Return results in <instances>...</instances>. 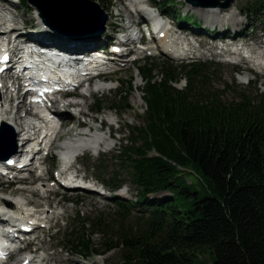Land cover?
<instances>
[{
  "label": "trees",
  "instance_id": "trees-1",
  "mask_svg": "<svg viewBox=\"0 0 264 264\" xmlns=\"http://www.w3.org/2000/svg\"><path fill=\"white\" fill-rule=\"evenodd\" d=\"M170 1L159 2L169 14ZM248 5L255 14L264 12V0ZM172 15L183 24L192 21L180 11ZM149 59L138 66L145 123L131 130L130 145L118 149L119 169L106 166L102 174L108 188H122L126 173L137 188L136 200L113 197L122 220L135 208L144 214L136 228L124 225L118 235L103 213L79 214L63 234L68 249L83 260L120 250L114 264H264V91L241 90L226 100V90L211 86L206 62L157 66ZM183 77L186 86H175ZM127 86L111 110L132 108L126 94L133 81ZM94 108L103 115L104 100ZM186 168L200 174L211 194L203 196L184 179ZM97 233L104 236L100 244Z\"/></svg>",
  "mask_w": 264,
  "mask_h": 264
},
{
  "label": "rangeland",
  "instance_id": "rangeland-1",
  "mask_svg": "<svg viewBox=\"0 0 264 264\" xmlns=\"http://www.w3.org/2000/svg\"><path fill=\"white\" fill-rule=\"evenodd\" d=\"M96 1L101 4V6L106 10L107 13L112 14H117V11L119 9H123L122 4L127 3L126 0H123V2L121 0ZM160 1L162 0H150V2L154 3V5L157 6H159ZM182 1L183 0L170 1V6L171 8H173V10L170 12V15H172V13L175 14V12L180 11L182 15L190 16L192 21L186 22L184 24V29L188 31V33H197L198 37L201 39L200 40L197 37L198 41L202 42V44L205 46L209 45L210 49L216 45L221 46V43L218 42V40L220 39L218 37L223 36L221 35L223 33H227L228 36L232 35L237 40L244 39L252 40L254 42L258 39L259 42H261V40H264V12L255 14L253 13V11H250V6L248 4L252 0H235L234 4L230 7H235L239 18L243 20L241 25L239 26V29H236L231 24L228 25L229 27H227L226 24L224 27L218 26L217 28L212 25H207L205 19H202V17L198 14V10L188 9L189 7L186 6V4H184ZM0 5L5 6L4 3ZM11 7L8 8L13 10V12L18 16L17 21L20 26H23V23L32 25L31 28H33V26H36L37 19L35 18V8L26 3H22L17 7ZM225 13L227 12H224V14ZM204 15L206 14L204 13ZM208 15H213L212 17H214V14L211 15L210 13ZM217 15L221 16L220 14ZM126 16L127 15L124 13V16L121 19L120 17H115L113 23L115 25H117V23L121 24L122 22L126 24L125 21H123ZM172 17L176 16L172 15ZM195 22L197 23L198 27L195 25ZM233 24L237 25V22ZM234 32L235 35L232 34ZM239 32H241V34ZM108 34V38L116 39L114 29L109 30ZM102 41L104 42V44H106L107 38H104ZM109 43L110 42H108V44ZM98 45L103 46V43H99ZM98 45H95V47ZM149 46L150 45L148 44L145 45V47ZM230 47L228 48L229 50H236L232 47V45ZM212 50L217 55H212L205 49L206 54L199 57L174 59L162 53L159 49H154L152 51H149L147 55L140 56L137 61L133 62L130 65L129 69H117L118 71L116 73H113L109 77V79L113 80V85L117 86L116 89L113 88L98 91L90 97L86 98V102H88L90 108L95 104L97 99L104 100L105 109L103 110V115H97L98 119L95 121L93 119L90 124L93 127L94 124L96 127H101L102 125H104L103 123L106 121L105 119H108V124L107 126H104L103 129V135L108 134L109 137V135L113 133V138L107 141V144L102 147V150L99 153H90V151L86 152L85 155L80 158V161L76 164V166L79 169L80 176H86V179L88 180L87 182L89 184H93L103 192H98V190L92 191L84 189L67 190L59 185L55 179H49L47 181L37 179L34 184H31L30 181L27 182V184L25 185L26 189L32 187V185L34 187H38L43 184L49 186V188L43 189L40 195L50 196V204H48L46 200L42 198H36L35 200H37L39 206H42L43 208L51 211V220L54 225V228L51 229L48 233L46 228L41 229L38 234L37 240H34L36 242L32 244L31 249L39 250L37 253L38 256L36 261H39V258L41 256L46 258V260L49 261V264H114L118 261L121 255L120 250H114L106 255L97 256L95 258H90L87 260H83L82 258L76 257L72 254V252L67 247V241L63 239V234L64 232H66L69 225L75 223V220L77 219L79 214L82 217H91L94 215L99 216L100 213H103L104 218L107 220L108 224L112 226V232L116 235L120 233L124 225L133 228H136L138 226L137 218L139 216H143L144 211L139 210V208H135L132 210L131 214H129L128 218L122 220L119 213V206L117 205L116 200L113 199V196L118 195L119 197L125 198L126 200H136L137 188L132 180L128 177L129 174L126 173V179L128 181H126V183L123 184V188L118 191H116L115 189H111L110 187L108 188L106 185H104V182L102 181V174L106 169V166H108L109 169L111 168L110 170H112L113 168H115L116 170L119 169V163L117 160H115L118 149L123 146L130 145L128 138L131 136V130L134 127H140L145 123L144 116L146 103L143 98L144 80L142 79L140 71L138 70V66L140 64H143L149 58L151 63H154L157 66H161L164 62L168 61H170V63L174 66L186 65L191 62H206L210 66L209 78L211 80V86L216 89L226 90L223 94L226 100L234 99L238 95V92H240L241 90L247 91L248 93H254L257 88H260L264 91V66H260V64L253 62L252 57L246 61H250L248 65L245 64V60H243L242 56H222L218 55V51L216 49L213 48ZM131 58L132 56L130 57V59ZM155 73L159 76L161 74L159 69H156ZM129 80L133 81L134 90L130 91V93H127L126 95L129 96L130 105L132 106V108L122 113L121 111L123 110L120 106L118 110H111L109 106L115 100L116 94L121 90V88L124 90H128L127 81ZM175 86L179 88L185 87L184 77L180 82L175 83ZM69 109H71L72 113H77L78 110L77 108L72 109L70 107ZM87 112H90L89 109ZM90 113L91 116H96L94 112ZM85 119H87V121L91 120L90 117H86ZM109 125L112 126L110 127ZM54 148L55 149H53V152L49 154L44 162L43 168H50V171L48 175H46V178L47 176H52L55 178V176H57L58 167L60 166L58 157L54 155L55 151L57 152V147L55 146ZM39 174H41V172L35 173V176L37 177ZM182 175L184 179L189 183H194L196 189L201 191V194L203 196L205 194H211V190L207 187L206 182H204L200 174L193 169L186 168L182 170ZM3 182L4 178L0 176V184H2ZM3 185L6 184L3 183ZM1 187L2 186H0V188ZM1 189L0 195H3L5 197V193H12V191L20 189V186L15 185L11 187L7 192H3L1 191ZM121 192L124 193L122 194ZM25 195L26 197H28V194ZM14 197L17 196H6V198L11 200H13ZM30 205L34 206L38 210L42 209V207H39L38 205ZM94 238L96 239V242L100 244V242L104 239V236L102 233H97ZM42 242L43 248L39 249V247L42 245ZM202 258L205 261H210L208 255H203ZM17 259L20 262L22 261L19 258Z\"/></svg>",
  "mask_w": 264,
  "mask_h": 264
},
{
  "label": "bare ground",
  "instance_id": "bare-ground-1",
  "mask_svg": "<svg viewBox=\"0 0 264 264\" xmlns=\"http://www.w3.org/2000/svg\"><path fill=\"white\" fill-rule=\"evenodd\" d=\"M123 2V0H121ZM127 3L122 4L123 5V9H119L117 11V14H112V13H108L109 15V19L106 23V28L103 30H92V32L89 34H80L78 31L74 32L76 34H71V35H66V34H60L58 32H53L51 30H40L37 28V26H33V28H24L19 26L18 23V16L13 12V10L9 9L8 7L5 6H1L0 5V23L5 24V21H9L10 18L8 16L11 17V21L13 23L16 24V28L14 31H21L22 33L24 31H26V33L28 32H32L36 35V37H42L43 39H47L48 41H54L60 45H64L66 48L68 49H74V50H79V49H85V50H90L92 48L95 47L96 42H98V38H107V42H111V38H108L109 34V30L115 29L116 25L113 23L114 18L117 17H123L124 13L127 15L126 20H129V22H133L136 23V19L134 17V15L132 14L134 10H139L145 9V5L142 4V0H126ZM126 6V8H125ZM188 9H194V10H198V14L202 17V19H205L206 24L207 25H212L214 27H224L226 24L227 27H229L228 25H233L236 29H239V26L242 23V19L239 18L236 8L232 7V8H221V7H193L192 5H188ZM126 10V11H125ZM224 12H227L224 14ZM204 13L206 15H204ZM214 14V17L209 16L208 14ZM149 14H152V11L149 12ZM220 14L221 16L217 15ZM36 15L38 16V20H40V16L39 13L36 11ZM208 15V16H207ZM217 15V16H216ZM230 15V16H229ZM156 20V25L158 28V33L162 34V38H160L159 43L160 46H162V53L172 57V58H176V59H184V58H191V57H199L202 56L204 54H206L205 52L200 51V47H203L202 42H199L197 39V36L195 37V41H193L192 39H190L189 36H181L182 33H176L172 31V29H170V27L167 25L166 21H159L157 17H155ZM237 25H234L233 23H236ZM40 24H42L39 21ZM27 25V24H25ZM32 27V26H31ZM42 27V26H41ZM129 28L128 23L124 25V28ZM0 29V41L6 40V37H8V31H7V27H3L1 25ZM207 28V27H206ZM24 29V30H23ZM181 29H184L183 27ZM132 32L130 29L128 30V32L126 34H122L120 36H126V37H131ZM78 33V34H77ZM85 33V32H84ZM220 35V34H219ZM224 37L228 36L227 33H223L221 34ZM33 36V35H32ZM244 36V34H243ZM111 37V36H110ZM234 40H236V38L234 37ZM259 40V39H258ZM255 41L256 44L259 45V48L256 49L255 47H253V44L250 42H247V40H244V45H246L247 47V51L250 52V57H252V61L255 63H258L261 65H263L264 63V41L261 40V42L259 41ZM254 42V41H253ZM1 44V42H0ZM125 46V44H122V48ZM230 46L229 45H216L213 46L211 49H216L218 51V54H221L222 56H238V51L237 50H229ZM131 51L129 54H136L137 56H142V55H147L149 53V51L154 50V45L149 46L147 48H144L140 51H138L137 53H135V51L130 47ZM241 53V52H240ZM239 53V54H240ZM129 54H126L125 52L122 53L121 55H116L115 53L111 54V64H108L106 66L107 69L109 70H116V69H120V68H125V69H129L130 65L133 63L132 58H127ZM240 56V55H239ZM241 57V56H240ZM233 58V57H230ZM251 60V59H250ZM250 62V61H249ZM249 62L245 61V64L249 65ZM257 64V65H258ZM112 74H108L107 78H109ZM74 76V75H71ZM107 84L101 83L100 81H96V83L94 84L92 90H91V94L93 95L95 92L101 91L106 89ZM8 88H10V86H7V89H5V86H3L2 80H0V124L3 123L4 121L9 123L8 125H10L12 127V129L14 130V132L17 134V147L18 150L17 152L11 156V159H17V158H21L24 155L22 144L21 141L23 140V130L25 127H31V124H34V117L29 118V119H25V117L23 116V112L24 111H20L19 108L24 107L26 104L22 101L20 102V104L17 107V111L14 112L12 110L9 111V105H10V100L8 99L9 94L12 93L13 97V93L14 90H9ZM85 90L87 92L88 89L85 88ZM59 105V104H58ZM88 102L86 103H81L79 104L80 110L82 113H87L88 109H90V106L88 107ZM61 106V105H59ZM34 109L33 107H29L26 112H30V110ZM37 110H40V107H37ZM57 111L60 113L61 116V126L60 129L58 130L56 137L54 139V143L56 141H61L63 137H67V136H72L74 138L71 139V141L68 143V140L63 141V143H67V147L69 148V150L67 151V154L69 157H72L73 155H76L79 151L83 150L85 148V146L88 143H92L93 148H99L98 145H101L102 143L104 144L105 142H107L109 140L108 134L104 135L103 137L100 136L99 134H97V131L93 132L91 135H86L85 132L81 131L80 133L77 132V127L79 124V118H78V112L77 113H72L71 109H69L68 106H65L63 108L59 107L57 108ZM33 114V113H32ZM91 120H88L89 122H91L94 117L91 116V114L89 115ZM65 118V119H64ZM39 119H42V122L44 123L43 125V129L44 132L46 134H53V132H55L58 128L57 124L54 122L53 119L51 118H45L44 114L41 113L39 116ZM66 121H64V120ZM64 121V122H63ZM36 122V121H35ZM36 128V124H34V127ZM106 136V137H105ZM34 140V139H33ZM30 143L34 144L35 140L32 141L30 140ZM40 157V152L36 153V159L34 163L30 164L29 166H25L22 170H16L17 172H19L20 174H28L29 178H30V183L34 184L37 179L39 180H43V181H47L48 179L46 178V175H48L50 168H43L44 166V162L45 160L42 162L39 160ZM40 164L41 168L39 169V166L37 165ZM2 163H0L1 166ZM36 164V165H35ZM35 165V166H34ZM15 171V170H13ZM41 172V174H39L37 177L35 176V173H39ZM75 172L79 173V170L76 169V171H72V176L75 175ZM3 178H8L10 176H2ZM82 177L78 174V179H81ZM61 184V183H60ZM0 186H2L0 189L3 192H7L10 190V186L7 185H3L0 184ZM74 187H77L76 190L78 189H82V187H79L78 185H73ZM49 188L48 185H41V186H36L34 187L32 185V187H29L28 189H18V190H14L12 191V193L14 195H16L17 197H14L13 200L8 199L6 197H4L3 195H0V218L5 220L4 222H8L9 217L7 218V216L4 213V209L5 208H9L10 210H12L13 213H15L17 216H21L24 220H29V216L27 215L28 210H30V204H35L39 206V203L37 202V200H35L36 198H42L44 200H46V202L48 204H50V196L45 195V196H41L40 193L43 189H47ZM88 190H92L93 189H88ZM96 191V190H95ZM25 194H28V197H26ZM30 195V197H29ZM2 204V207H1ZM42 207V206H39ZM36 213H38L39 216H41L42 218H39V220H41V222H45V219H49L51 220V211L43 208L36 211ZM27 223H31L30 221H27ZM44 227L42 226V224L40 226H36L35 227V231L34 232H38L41 229H43ZM45 229V228H44ZM18 231L16 232H21L23 230L22 227H18L17 229ZM37 238L33 239L36 240ZM43 248V242L42 245L39 247V249ZM37 253L39 250H35ZM24 259H22L23 261ZM21 261V262H22ZM41 262V263H39ZM49 264V261L46 260V258H44L43 256H41L39 258V261L34 260L31 264Z\"/></svg>",
  "mask_w": 264,
  "mask_h": 264
},
{
  "label": "water",
  "instance_id": "water-1",
  "mask_svg": "<svg viewBox=\"0 0 264 264\" xmlns=\"http://www.w3.org/2000/svg\"><path fill=\"white\" fill-rule=\"evenodd\" d=\"M40 16L46 29L60 34H89L103 30L109 19L105 9L95 0H27ZM193 7L229 8L235 0H186ZM85 32V33H84ZM78 34V33H77ZM10 130V131H9ZM16 149V137L12 127L3 123L0 129V157L10 158ZM12 153H11V152Z\"/></svg>",
  "mask_w": 264,
  "mask_h": 264
}]
</instances>
